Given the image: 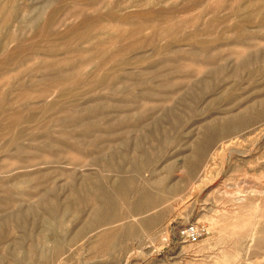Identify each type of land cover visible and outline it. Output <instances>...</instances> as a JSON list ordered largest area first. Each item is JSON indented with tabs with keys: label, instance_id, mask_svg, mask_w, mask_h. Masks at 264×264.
Segmentation results:
<instances>
[{
	"label": "rangeland",
	"instance_id": "rangeland-1",
	"mask_svg": "<svg viewBox=\"0 0 264 264\" xmlns=\"http://www.w3.org/2000/svg\"><path fill=\"white\" fill-rule=\"evenodd\" d=\"M0 264H264V0H0Z\"/></svg>",
	"mask_w": 264,
	"mask_h": 264
},
{
	"label": "built area",
	"instance_id": "built-area-1",
	"mask_svg": "<svg viewBox=\"0 0 264 264\" xmlns=\"http://www.w3.org/2000/svg\"><path fill=\"white\" fill-rule=\"evenodd\" d=\"M207 233L204 226L198 224H188L177 230L178 239L182 243L194 244L201 240Z\"/></svg>",
	"mask_w": 264,
	"mask_h": 264
}]
</instances>
